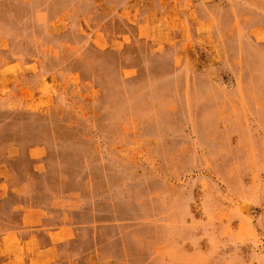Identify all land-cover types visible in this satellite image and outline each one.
Returning a JSON list of instances; mask_svg holds the SVG:
<instances>
[{"label": "rangeland", "instance_id": "rangeland-1", "mask_svg": "<svg viewBox=\"0 0 264 264\" xmlns=\"http://www.w3.org/2000/svg\"><path fill=\"white\" fill-rule=\"evenodd\" d=\"M0 264H264V0H0Z\"/></svg>", "mask_w": 264, "mask_h": 264}]
</instances>
